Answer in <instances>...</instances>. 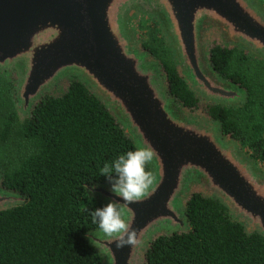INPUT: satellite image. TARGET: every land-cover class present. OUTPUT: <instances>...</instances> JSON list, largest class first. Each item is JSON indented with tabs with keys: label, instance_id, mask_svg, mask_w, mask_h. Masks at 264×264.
<instances>
[{
	"label": "water",
	"instance_id": "95a60500",
	"mask_svg": "<svg viewBox=\"0 0 264 264\" xmlns=\"http://www.w3.org/2000/svg\"><path fill=\"white\" fill-rule=\"evenodd\" d=\"M154 18L189 89L204 103L241 107L248 92L212 68L209 44L264 61L262 0H0V72L14 75L21 120L61 82L76 79L101 100L135 147L150 148L154 176L139 202L122 205L135 243L86 234L102 264H145L158 236L189 230L194 193L218 201L247 235L264 239V171L226 136L221 124L170 95L159 62L142 49L133 20ZM89 194L106 203L109 184ZM119 199V198H117ZM25 199L2 187L0 212Z\"/></svg>",
	"mask_w": 264,
	"mask_h": 264
},
{
	"label": "trees",
	"instance_id": "16d2710c",
	"mask_svg": "<svg viewBox=\"0 0 264 264\" xmlns=\"http://www.w3.org/2000/svg\"><path fill=\"white\" fill-rule=\"evenodd\" d=\"M149 20L160 36L156 20ZM141 47L159 62L169 93L179 104L219 122L226 136L247 145L250 157L264 163V123L253 122L248 132L243 130L235 119L237 107L204 103L194 95L167 48ZM236 54L245 62L253 61L238 48L216 40L209 44L212 68L246 89L243 109L251 111L256 96L248 76L232 69ZM0 79L6 85L0 96H11L16 105L14 75L0 72ZM0 138H10L16 151L23 150L16 162L0 164V174L2 187L25 199L0 212V264H102L86 234L100 230L88 209L105 203L93 198L86 186L108 184L100 175L103 164L136 148L118 120L84 83L71 79L58 84L23 120L17 108L9 112ZM186 215L189 230L156 237L146 251L145 264H264V239L247 235L218 201L194 193Z\"/></svg>",
	"mask_w": 264,
	"mask_h": 264
},
{
	"label": "clouds",
	"instance_id": "9594fccd",
	"mask_svg": "<svg viewBox=\"0 0 264 264\" xmlns=\"http://www.w3.org/2000/svg\"><path fill=\"white\" fill-rule=\"evenodd\" d=\"M152 159L150 148L136 147L118 154L100 169V175L107 180L114 197L102 207L88 209V214L106 235L122 234L115 241L117 248L135 243V229L126 223L122 205L139 202L153 184L154 176L146 168ZM95 187L97 185H92V189Z\"/></svg>",
	"mask_w": 264,
	"mask_h": 264
},
{
	"label": "rangeland",
	"instance_id": "374dc122",
	"mask_svg": "<svg viewBox=\"0 0 264 264\" xmlns=\"http://www.w3.org/2000/svg\"><path fill=\"white\" fill-rule=\"evenodd\" d=\"M262 2L264 3V0H262ZM149 18L152 17L141 14L140 16H136L133 20L134 30L136 32V36L140 45L156 47L160 51H162L165 47L167 48L170 56V51L167 47V43L163 34L160 31L159 36L158 34L153 32V27L150 23ZM160 37H162L165 45L161 43ZM261 62L264 61L253 59V61L251 60V63L245 62L238 54L235 55L232 61V69L234 70V72H240L241 74H245L246 76H248V81L253 88L254 95L256 96V98L253 97L255 98L256 103L254 104V106L248 108L251 111L244 110V106L234 109L236 121L243 128V130H246L247 132L250 130L249 127L253 124V122L264 123V105L260 106V100L264 99V66L260 65ZM5 86V81H3V79H0V92L5 88ZM16 108L17 106L14 105L11 96L9 97V95L7 94H2L0 96V134L3 124L6 122L7 115L9 114V112H11L13 109L15 110ZM12 143L13 142L12 140H10V138H0V164L9 162L11 160L16 162L18 153H21L23 151L22 149H17L16 151L14 147L15 145ZM239 145L242 152L246 156L250 157V150L248 146L242 144ZM256 163L264 171V163Z\"/></svg>",
	"mask_w": 264,
	"mask_h": 264
}]
</instances>
